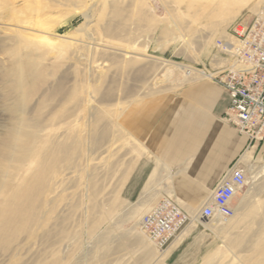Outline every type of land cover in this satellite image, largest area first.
Returning <instances> with one entry per match:
<instances>
[{
	"label": "rangeland",
	"instance_id": "rangeland-1",
	"mask_svg": "<svg viewBox=\"0 0 264 264\" xmlns=\"http://www.w3.org/2000/svg\"><path fill=\"white\" fill-rule=\"evenodd\" d=\"M14 1L0 0V167L12 184L28 177L27 166L15 170V159L21 137L33 131L40 144L46 141L38 162H49L50 142L64 138L66 111L68 141L76 152L43 178L37 219L15 231L9 243L0 242V264H264V229L256 228L264 219V191L260 198L252 187L230 218L208 227L201 220L203 236L212 240L201 248L205 252L196 254L191 246L179 255L181 262L158 259L167 246L157 247L139 226L141 215L160 198L157 182L148 198L135 196L154 160L122 122L132 105L188 83L167 67L183 64L213 73L202 69L204 56L233 22L263 8L264 0H250L228 20L205 12L210 0ZM113 54L118 61L110 65ZM8 141L10 157L4 160ZM23 159L30 163V156ZM250 209L259 213L242 222Z\"/></svg>",
	"mask_w": 264,
	"mask_h": 264
},
{
	"label": "crops",
	"instance_id": "crops-1",
	"mask_svg": "<svg viewBox=\"0 0 264 264\" xmlns=\"http://www.w3.org/2000/svg\"><path fill=\"white\" fill-rule=\"evenodd\" d=\"M249 1L232 0L231 17H235ZM218 2L225 5L223 0ZM250 15L245 14L244 20ZM203 60L202 69L207 72L227 64L226 60L215 59L212 48ZM228 106V94L212 81L208 73L188 81L175 93L155 95L132 105L122 116V122L136 138L134 142L154 160L151 172L141 190H136L135 196L148 198L150 194L147 192H151L157 182L156 196L172 197L186 213L197 214L220 178L234 161L241 159L252 181L235 194L231 206L235 209L240 197L251 187L254 193L258 188L262 198L264 140L252 142L246 135L237 132L224 119ZM150 179V186L146 189ZM256 181L258 185H255ZM134 189L132 186V192ZM244 212L259 213L254 209ZM211 223L205 224L208 227ZM184 229L158 254V259L166 258L177 263L181 262L179 255L183 252L187 254L191 246L197 247L196 254L205 252L201 248L211 246L212 240L203 236L200 219H192ZM200 238H203L201 242L198 241Z\"/></svg>",
	"mask_w": 264,
	"mask_h": 264
},
{
	"label": "built area",
	"instance_id": "built-area-1",
	"mask_svg": "<svg viewBox=\"0 0 264 264\" xmlns=\"http://www.w3.org/2000/svg\"><path fill=\"white\" fill-rule=\"evenodd\" d=\"M233 22L226 37L215 41L217 61L212 81L229 96L224 119L252 142L264 140V8ZM241 159L232 163L197 214L186 213L179 202L162 196L139 219L142 232L159 248L167 246L192 219L214 221L234 214L231 200L252 180Z\"/></svg>",
	"mask_w": 264,
	"mask_h": 264
},
{
	"label": "bare ground",
	"instance_id": "bare-ground-1",
	"mask_svg": "<svg viewBox=\"0 0 264 264\" xmlns=\"http://www.w3.org/2000/svg\"><path fill=\"white\" fill-rule=\"evenodd\" d=\"M11 1H14V0H11ZM216 2L220 3V2H218V0H212V1L210 0V2L208 1L207 2L208 8L205 10V12H208L210 9L211 10L210 16L220 17L221 20L230 19L231 13H232L231 12L232 0H223L225 5H223L220 10L218 9L217 6L215 7ZM258 10H260L259 7L255 11L253 10V12H258ZM203 14H204V12L202 11L201 15H203ZM17 22L20 23V22H24V21H23V19H20V21H17ZM215 24L216 23H214L213 25H215ZM127 29H129V28H127ZM114 31H115V28H111V26H110V28H108V32L112 33ZM117 36H119V35H117ZM120 36H121V34H120ZM109 57H110V59L109 58H106V59H109L110 65H113L114 63H116V61H118V56L116 54L109 55ZM102 59L104 60L105 57H103ZM122 64H124V63L122 62ZM167 71H168L167 73L171 74V75H174L177 73L178 74L182 73V77H184V79H186L187 81H190V80H193V79L207 75V73L200 71L199 69H195V68H192L190 66L183 65V64H175L174 68L167 67ZM167 76L168 75H166V78H167ZM61 89H62V84L59 83L57 85L55 91L59 92V91H61ZM66 112L62 113V116H64L63 121H64V124L66 125L65 130L63 131L64 138H62V140L50 142L51 149L49 150V152H50L51 160L49 162H47V163H44V162L39 163L38 162L39 152L41 153V159L43 160V158H44L45 151H46V141H44L40 144L41 138L39 137V139H38V134L34 133L35 131L32 130L33 132H31V134L27 133L28 134L27 135L25 133L26 135H24V137H21V139L19 141L21 143L20 144L18 143V145H17L18 155L16 156V159H15V162H16L15 163V165H16L15 170H18V169L23 170L27 166V170H28V174H29L28 177H26V178L20 177L19 183L12 184L10 177H8V175L6 173V170L4 169L3 165H1V167H0V194H1V196H5V203L3 205H1L2 203L0 204V242H3V243L8 242L9 243L10 240L12 239V236L14 235L15 231H17L18 229H21V228H25L28 223H32L37 219V211H38V206H39L38 191L41 189V182H42L43 178H44V182H45L48 175L53 171V169H54L53 167H54L55 163H57L58 161H60L62 159H65L66 157L68 159L73 158V156L76 152L75 151L76 147H74V142L68 141V140L72 139V136L70 135L71 134L70 133L71 127H70V122L67 121L68 115ZM53 119H54V117L51 119V121ZM34 126H37V124ZM104 130L106 131V129H104ZM23 138H24V140H23ZM97 139H98V137H97ZM8 146H9V141L4 144V148H3L4 152L3 151L1 152L2 154L4 153L3 155H1V156H3L2 159H4V160L8 159L10 157V155L8 153ZM5 154H6V156H5ZM25 156H28V157L30 156V163L28 165L25 162H23L24 161L23 158ZM6 179H9V182L6 185H4V183L7 181ZM151 179L147 182V184L145 186L146 189L148 188V186H150ZM4 180H5V182H4ZM7 191H8V193L5 194ZM147 193L150 194V192H147ZM254 214L255 213L252 214V212L243 213V215H244L243 218H245V219H242L241 221L247 222L249 219L256 216ZM260 219H259L258 227H256L258 230L264 229V225H263L264 219H262V217H260ZM259 235L260 236L263 235V230L259 233ZM233 240H231V241H233ZM240 240H241V236H240V239H237V241L239 242ZM231 244L236 245V240L231 242Z\"/></svg>",
	"mask_w": 264,
	"mask_h": 264
}]
</instances>
